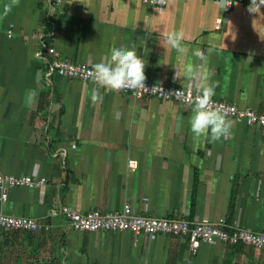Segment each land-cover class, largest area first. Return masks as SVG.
<instances>
[{"label":"crops","instance_id":"crops-1","mask_svg":"<svg viewBox=\"0 0 264 264\" xmlns=\"http://www.w3.org/2000/svg\"><path fill=\"white\" fill-rule=\"evenodd\" d=\"M250 4L223 10L215 0H0V174L46 179L39 189H9L4 201L0 192V214L51 225L48 234L0 229V258L264 264V248L203 244L191 256L176 237L73 231L50 215L60 207L86 213L128 204L138 216L225 219L264 234V129L230 119L231 133L221 140L194 138L189 103L102 88L94 100V83L50 71L56 58L92 66L113 47L134 46L146 83L189 89L184 71L197 65L218 85L213 99L264 113V5L253 13ZM174 30L185 33L183 55L164 42ZM197 48L206 60L192 55Z\"/></svg>","mask_w":264,"mask_h":264},{"label":"built area","instance_id":"built-area-1","mask_svg":"<svg viewBox=\"0 0 264 264\" xmlns=\"http://www.w3.org/2000/svg\"><path fill=\"white\" fill-rule=\"evenodd\" d=\"M218 2V0H215ZM251 0H231V4ZM61 0H51V3L59 5ZM151 6L159 5L153 0H143ZM259 2V0H257ZM231 5V6H232ZM228 7L226 10H228ZM218 20L217 25L220 24ZM11 31L8 37H11ZM50 52L55 56V52ZM90 65L73 64L68 61L54 59L50 63V71L70 79L82 82H92L87 73L91 70ZM149 89L145 91L122 90L130 94L134 99L144 96H155L158 98L172 96L174 99L192 105L195 95L189 89H163L161 87L146 83ZM215 106L222 108L228 116L237 122L244 123L258 129H264V113H259L247 108H239L234 104L215 100ZM128 167L135 168L133 161L128 162ZM46 184V179L31 176H13L0 174L1 199L6 200V194L12 188L39 189ZM51 217L60 219L70 230L79 232H129L134 236H171L187 241L188 251L191 256L197 254L201 245H214L222 243L227 246H241L248 249L258 250L264 248V234L251 232L246 229L237 228L234 224H229L225 219L217 222H190L186 219L173 218H152L135 215L130 205L125 204L120 209L102 212L91 210L86 213L76 212L67 207H60L50 212ZM0 229L7 232L21 233H48L51 225L31 218L10 216L0 214Z\"/></svg>","mask_w":264,"mask_h":264},{"label":"clouds","instance_id":"clouds-1","mask_svg":"<svg viewBox=\"0 0 264 264\" xmlns=\"http://www.w3.org/2000/svg\"><path fill=\"white\" fill-rule=\"evenodd\" d=\"M13 2L15 3L17 0H13ZM153 2L165 5L167 0H153ZM231 5V0H218V6L223 10ZM261 5H264V0H259V3L257 0H251L249 11L253 12L255 8L259 12ZM11 7L12 4L5 6L6 13L11 11ZM157 10L162 11V9ZM184 40L183 30H174L164 34V42L181 55L187 52ZM209 53H211V49ZM192 55L199 60L207 59L204 52L198 48L192 50ZM199 67L188 65L184 71L189 91L195 90L192 99V114L189 119L190 128L194 138L204 137L215 142L230 135L233 121L228 119L227 113L222 108L215 106L213 98L218 85L212 80V73H202ZM145 68L146 63L142 57L137 55L134 46L113 47L110 50V58L93 64L87 73L88 77L97 85V89L93 90V99L97 98L100 88L114 92L122 90L148 92Z\"/></svg>","mask_w":264,"mask_h":264},{"label":"rangeland","instance_id":"rangeland-1","mask_svg":"<svg viewBox=\"0 0 264 264\" xmlns=\"http://www.w3.org/2000/svg\"><path fill=\"white\" fill-rule=\"evenodd\" d=\"M63 225H65V224H63ZM42 233H44V232H42ZM42 233H37V234H42ZM34 250H36V248L31 249L30 254L32 253V251L34 252ZM53 255L56 256L57 254H53ZM7 257L9 259H7ZM29 262H30V260H28V259L24 260L23 254H18L17 256L14 254H11V255L7 256V253H6L3 258H0V264H28Z\"/></svg>","mask_w":264,"mask_h":264},{"label":"trees","instance_id":"trees-1","mask_svg":"<svg viewBox=\"0 0 264 264\" xmlns=\"http://www.w3.org/2000/svg\"><path fill=\"white\" fill-rule=\"evenodd\" d=\"M63 224V223H62ZM66 226V225H65ZM12 233H21V232H12ZM49 233V232H48ZM47 233V234H48ZM26 234H31V233H26ZM51 258H46V260H44L43 264H48V260ZM66 259H68V256L63 258V255H60L58 258H54V264H67L66 263ZM31 264H42L41 261L37 260L35 263L31 262Z\"/></svg>","mask_w":264,"mask_h":264},{"label":"bare ground","instance_id":"bare-ground-1","mask_svg":"<svg viewBox=\"0 0 264 264\" xmlns=\"http://www.w3.org/2000/svg\"><path fill=\"white\" fill-rule=\"evenodd\" d=\"M214 1V0H213ZM56 58V57H55ZM57 59V58H56ZM57 60H59V61H65V60H61V59H57ZM61 76V75H60ZM64 77V76H63ZM70 79V78H69ZM74 80H76V79H74ZM79 81V80H78ZM82 82V81H81ZM89 83H92V82H89ZM121 92H123V91H121ZM123 93H125V92H123ZM126 94H128V93H126ZM128 95H130V94H128ZM249 127H252V126H249Z\"/></svg>","mask_w":264,"mask_h":264}]
</instances>
